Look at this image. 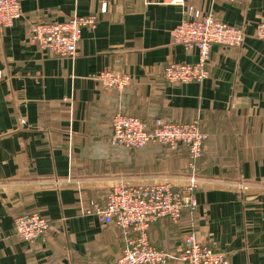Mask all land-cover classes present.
I'll return each instance as SVG.
<instances>
[{"label":"crops","instance_id":"1","mask_svg":"<svg viewBox=\"0 0 264 264\" xmlns=\"http://www.w3.org/2000/svg\"><path fill=\"white\" fill-rule=\"evenodd\" d=\"M192 6L242 28L240 48L214 45L201 83L167 84L170 63H194L195 50L174 44L171 30ZM21 18L0 29V264H114L124 238L90 203L103 205L118 181L131 186L194 179L196 207L177 223L161 218L149 244L179 251L186 237L225 253L230 264H264V0H20ZM95 14L77 56L60 58L32 38L36 23ZM105 70L128 74L123 91L104 90ZM115 114L149 126L158 118L198 120L203 154L157 144L130 150L110 144ZM37 212L49 221L33 242L17 238L13 219ZM131 233L129 238H136ZM169 264H176L170 262Z\"/></svg>","mask_w":264,"mask_h":264},{"label":"built area","instance_id":"2","mask_svg":"<svg viewBox=\"0 0 264 264\" xmlns=\"http://www.w3.org/2000/svg\"><path fill=\"white\" fill-rule=\"evenodd\" d=\"M101 12H106L109 2L97 0ZM241 5L246 0H222ZM171 5H185V0H168ZM186 19L171 30L174 44L186 50H195L194 63H170L164 66L162 79L167 84L201 83L208 77L207 66L212 46L240 48L246 34L242 28L227 25L216 17L202 13L192 6L186 7ZM21 18L20 0H0V29L11 27ZM98 22L95 14L73 15L61 22L36 23L31 28L33 40L50 54L74 59L83 29H94ZM255 38L264 41V21L257 24ZM1 78V73H0ZM104 90L123 91L131 85L132 78L125 73L105 70L96 77ZM207 140L198 120L175 123L156 119L150 126L142 120L115 114L111 120L110 144L114 147L136 150L150 144L175 149L184 146L194 162L203 154ZM194 179L184 185L171 183L131 186L118 181L106 194L103 205L90 203L91 210L104 225H113L124 238V247L114 264H230L225 253L198 243L193 235L185 238L181 249L167 253L151 246L147 231L161 218L177 223L187 210H194L196 189ZM49 221L37 212L24 213L13 219L14 233L22 241L33 242L43 237ZM136 234V238L129 235Z\"/></svg>","mask_w":264,"mask_h":264}]
</instances>
